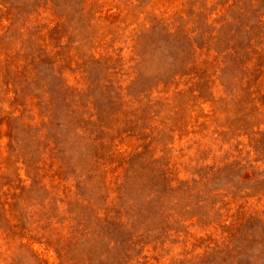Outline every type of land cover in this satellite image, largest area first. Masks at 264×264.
<instances>
[{"label": "rangeland", "instance_id": "obj_1", "mask_svg": "<svg viewBox=\"0 0 264 264\" xmlns=\"http://www.w3.org/2000/svg\"><path fill=\"white\" fill-rule=\"evenodd\" d=\"M0 264H264V0H0Z\"/></svg>", "mask_w": 264, "mask_h": 264}]
</instances>
